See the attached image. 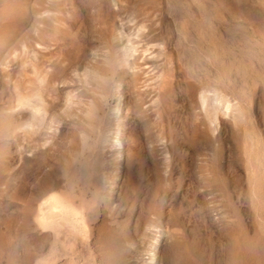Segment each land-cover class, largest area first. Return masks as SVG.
Returning <instances> with one entry per match:
<instances>
[{
  "label": "rangeland",
  "instance_id": "1",
  "mask_svg": "<svg viewBox=\"0 0 264 264\" xmlns=\"http://www.w3.org/2000/svg\"><path fill=\"white\" fill-rule=\"evenodd\" d=\"M0 264H264V0H0Z\"/></svg>",
  "mask_w": 264,
  "mask_h": 264
},
{
  "label": "bare ground",
  "instance_id": "2",
  "mask_svg": "<svg viewBox=\"0 0 264 264\" xmlns=\"http://www.w3.org/2000/svg\"><path fill=\"white\" fill-rule=\"evenodd\" d=\"M51 201H52V200H51ZM51 201H49L50 204H49V203H48V204L50 205V208H51L52 212H55V210H57V209L60 208V207H58L57 204H56V205L53 204V203H55L54 200H53V202H51ZM51 203H52V204H51ZM233 248H234V247H233ZM235 249H236V247L234 248V250H235ZM235 251H236V250H235ZM231 252L234 253L232 250H231ZM230 254H231V253H230ZM231 255H233V254H231ZM235 257H236V255H235ZM232 258H233V256H232ZM232 261H234V260H232ZM237 261H238V260H237Z\"/></svg>",
  "mask_w": 264,
  "mask_h": 264
}]
</instances>
